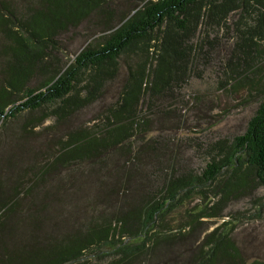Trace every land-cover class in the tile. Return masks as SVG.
<instances>
[{"label": "trees", "instance_id": "trees-1", "mask_svg": "<svg viewBox=\"0 0 264 264\" xmlns=\"http://www.w3.org/2000/svg\"><path fill=\"white\" fill-rule=\"evenodd\" d=\"M104 1L39 0V6L25 17L5 21L0 16L9 54L0 87V129L9 116L18 119L24 108L57 121L71 119L94 103L107 82L119 74L122 56L141 58L135 66L126 62L124 82L101 124L71 132L67 146L62 145L49 161L45 162L41 141L29 146L26 162L17 160L16 151L24 153L35 138H27L28 144L18 143L21 137L2 143L0 264H66L93 254L108 257L105 264H153L159 252L168 250L174 259L169 263L163 258L160 264H264V259H245L229 229L204 233L186 255L173 243L181 231L154 230L157 220L182 204V192L195 186L212 185L221 204L249 188L264 186V98L242 133L213 144L210 161L200 174H169L155 196L151 194V144L144 138L151 119L139 115L144 98L151 109L157 98L190 76L196 50L193 38L200 23L219 24L232 11L253 10V21L240 31L237 46L244 51L253 48L256 40L264 41V0H146L127 18L120 16L117 26L110 25L87 41L70 62L63 60L58 35L103 8ZM21 98L25 99L15 103ZM85 160L102 161L94 174L110 183L111 192L122 175L132 178L133 194L114 215L104 214L81 231L58 236L47 223L53 169L62 162Z\"/></svg>", "mask_w": 264, "mask_h": 264}, {"label": "rangeland", "instance_id": "rangeland-1", "mask_svg": "<svg viewBox=\"0 0 264 264\" xmlns=\"http://www.w3.org/2000/svg\"><path fill=\"white\" fill-rule=\"evenodd\" d=\"M145 1L105 0L103 8L58 35L61 58L70 62L87 41L106 32L103 29L108 26H117L120 16L127 18L134 7H140ZM38 6L39 0H0V16L5 21L25 17ZM248 11H232L219 24L200 23L193 38L196 46L194 65L185 83L157 98L156 106L151 109L147 108L145 98L142 100L139 115L151 119L150 129L144 130L147 131L144 138L151 144L153 196L169 174H200L210 161L213 144L242 133L264 98V41L256 40L253 48L244 51L237 46L240 31L253 21V10ZM2 27L0 25V87L4 85L9 61L8 40ZM59 50L53 51L59 54ZM137 60L141 58L122 56L119 74L107 82L94 103L69 120L57 121L53 117L40 116L38 112L30 113L27 108L17 115L19 120L9 116L4 128L0 129V147L15 137H21L18 142L21 144H28L27 138H35L37 140L28 144L24 153L22 149L16 151L17 160L26 162L25 156L28 157L31 151L29 146L41 141L40 147L47 157L45 162L49 161L60 152L62 145L67 146L71 132L90 130L93 125L101 124L106 107L115 101L124 82L126 62L135 66ZM120 159L115 166L121 163ZM103 165L101 160L97 163L85 160L72 164L62 162L54 167L50 184L53 193L49 197L50 221H46L53 234L76 233L100 220L104 214L114 215L121 210L123 200L133 194L129 187L135 181L125 175L114 191H109L112 189L110 183L94 174L98 172L96 167ZM213 190L212 185L205 184L182 192V204L157 220L154 230L161 233L181 231L182 236L173 243L179 246L180 254L186 255L204 233L229 229L245 259H264V186L249 188L226 204L219 202L220 197ZM157 256L158 261L153 264H160L163 258L169 263L174 259L169 250L159 252ZM107 258H96L93 254L66 264H105L109 261Z\"/></svg>", "mask_w": 264, "mask_h": 264}]
</instances>
